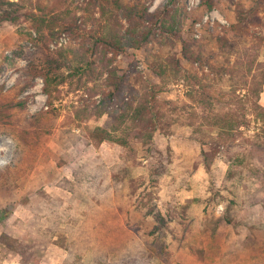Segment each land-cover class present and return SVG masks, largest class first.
Wrapping results in <instances>:
<instances>
[{
	"label": "trees",
	"instance_id": "trees-1",
	"mask_svg": "<svg viewBox=\"0 0 264 264\" xmlns=\"http://www.w3.org/2000/svg\"><path fill=\"white\" fill-rule=\"evenodd\" d=\"M152 1L90 0L86 2L90 12L88 22L82 23L76 16L62 19L54 11L58 5L52 0H0V28L7 24L14 26L19 35L12 56H2L0 74L5 68H14L20 59L27 61L22 78L10 89L15 96L9 97L0 87V127L10 126L8 119L12 111L27 108L28 98L20 97L41 78L50 107L60 98L61 87L65 85L75 91L87 89L90 96L101 92V104L78 108L74 114L79 122L95 124L89 131L90 141L97 146L113 143L120 155V162L110 168L95 162L74 170L73 180L62 181L61 187L72 194V200H77L80 194L89 198L81 227L63 229L69 214L62 199L44 202L40 209L32 207L34 216L27 224L31 242L16 241L12 247L22 257L23 264H30L36 251L47 249L61 232L70 238L64 264H85L84 256L89 250H94L93 264H154L158 238L167 228L168 219L152 198L149 187L168 175L169 166L161 162L152 171L148 184L131 207L126 205L128 199L124 200V188L134 181L129 164L140 157L137 144H143L149 152L155 148L154 135L160 122L155 103L162 91L158 80H165L169 69V65L152 57L157 46L169 44L173 48L180 43L184 59L193 60L198 66L195 72H185L179 59H170L171 69L176 70L186 87L185 100L177 109V120L182 127L193 133H216L223 142H235L243 135L242 129L253 125L255 132L248 141L264 150V106L260 103L264 87V61L260 60L264 53V0H260L256 9L239 11L230 26L211 30L210 38L218 44L223 59L203 55L200 42L204 37L191 40L180 37L182 25L195 9L188 11L186 7L169 5L151 12ZM217 3L218 0H202L201 6L212 11ZM63 32L73 36L75 44L52 50L50 44ZM129 49L145 53V63L155 76L154 85L144 89L137 99L129 92L127 70L117 63L119 55L130 64L134 62L136 56L129 55ZM102 80L103 85H99ZM90 83L93 88L89 87ZM54 111L41 112L34 119L42 124V119L47 118L48 126H53L57 119L52 115ZM105 115L114 117V122L108 127L99 126ZM3 134L17 143L15 133ZM259 162L252 170L239 167V163L229 166L224 190L233 197L226 200L222 216L229 225L235 224L233 206L239 204V196H235H242L245 182L264 180V156ZM9 168L0 167V173ZM135 194L136 191L129 193V199ZM217 230L215 224L203 241L198 234L201 242L193 256L206 259L202 264H264V250L246 260L210 246L216 240ZM188 236H197L190 224L182 232L183 239ZM159 250L169 254L166 248ZM180 253L182 257L189 256L183 248ZM112 255H117V260L111 261ZM182 257L174 264H187L179 260Z\"/></svg>",
	"mask_w": 264,
	"mask_h": 264
},
{
	"label": "rangeland",
	"instance_id": "rangeland-1",
	"mask_svg": "<svg viewBox=\"0 0 264 264\" xmlns=\"http://www.w3.org/2000/svg\"><path fill=\"white\" fill-rule=\"evenodd\" d=\"M58 7L54 11L62 19L71 20L75 16L82 23L88 22L87 3L90 0H52ZM202 0H153L150 3L151 12L165 9L169 5L186 7L189 11L195 9L182 25L181 38L184 40L202 39L201 51L208 58L223 59L218 44L210 38L211 30L221 26H230L236 21L237 13L249 11L258 7L260 0H218L212 11H206L201 6ZM258 31V30H257ZM34 36L36 33L33 31ZM264 34V32H263ZM180 40V39H179ZM19 44V35L16 27L4 25L0 28V63L3 54L12 56L14 47ZM69 44H75L73 36L61 33L50 47L57 50ZM31 46L30 42L26 43ZM200 51V52H201ZM129 55L134 54L136 59L130 64L123 55L117 57L119 67L128 72L129 92L136 96L154 85L155 76L152 68L147 66L146 55L143 51L129 49ZM152 57L169 65L167 78L158 80L162 91L157 96L156 108L160 118L158 129L154 135V150L149 152L143 144H137L140 157L137 162H131L130 175L133 184L124 188L125 201L131 207L134 200L140 196L152 171L161 162L169 166L167 176L157 184L149 187L152 198L159 209L166 214L168 226L158 238L154 264H174L182 257V248L189 256L179 260L187 264H202L206 259L194 257L197 246L218 226L216 240L210 246H216L222 253H231L250 260L264 250V180L248 179L245 182L242 196L238 194L239 204L233 206L235 224L229 225L223 221L226 200L233 197L224 190L225 176L229 166L233 163L246 170L255 168L264 156V150L250 145L248 141L254 135L253 125L249 129H242L243 135L235 142L221 141L216 133H193L181 126L177 120L178 106L185 100L186 87L176 70L170 63L175 57L181 62L183 71L195 72L198 66L193 60H186L182 55V45L178 43L171 48L166 45L154 48ZM261 61H264L262 52ZM27 61L20 59L14 68H5L0 74V87L9 97L15 96L10 89L22 78V69ZM182 77V76H181ZM104 80L98 82L103 85ZM89 87L93 88L90 83ZM44 81L35 80L30 90L20 98H28L27 108L23 111H12L9 125L0 127V144L3 153L0 154V167L11 168L0 173V264H16V257H22L12 248L15 242H31L27 224L33 218L32 207L41 208L44 202L62 199L64 208L69 214L68 226L79 228L82 226L88 208L89 198L79 195L72 200V194L61 187L62 181L67 178L73 180V172L82 166L99 163L110 168L120 162L119 149L110 142L100 146L90 141L89 131L95 127L91 122H79L75 116L78 108L101 104L103 94L90 96L87 89L71 90L68 85L62 86V94L54 102L53 107L48 104V96L43 92ZM107 88H104L106 90ZM140 93V94H139ZM264 106V87L260 97ZM55 109L57 117L53 126H48V119L43 118L38 124L34 119L41 112ZM114 122V117L105 115L98 123L108 127ZM50 129V132H49ZM15 133L16 141L3 133ZM72 132V133H70ZM26 141V142H25ZM20 143V146H19ZM20 153L19 157L15 153ZM205 154V156H204ZM46 188L51 197H45ZM56 191L59 192L55 193ZM136 191L133 199L129 193ZM132 196V195H131ZM254 201L250 206L251 201ZM23 206L29 213L27 220H22V214L16 211ZM190 224L197 236L182 238V232ZM68 230V229H66ZM25 231L27 238L21 239V232ZM200 234L202 240L198 237ZM203 235V236H202ZM205 243V242H203ZM214 244V245H213ZM70 238L67 233H59L49 247L37 250L34 260L30 264H64L68 254ZM159 247L166 248L169 254L160 252ZM112 255L110 260H117ZM94 250L85 253L84 263L93 264Z\"/></svg>",
	"mask_w": 264,
	"mask_h": 264
},
{
	"label": "crops",
	"instance_id": "crops-1",
	"mask_svg": "<svg viewBox=\"0 0 264 264\" xmlns=\"http://www.w3.org/2000/svg\"><path fill=\"white\" fill-rule=\"evenodd\" d=\"M46 193H45V197H51L52 195H50V191L48 190V188H46V191H45ZM55 193H58L59 194V192L58 191H56ZM21 213L22 214V220H27L28 218H29V213H28V211L27 210H25V208L23 207V206H21L17 211H16V214H18V213ZM20 238L21 239H26L27 238V235H26V232L25 231H22L21 232V235H20ZM16 260H17V262H16V264H21V259H20V257H16ZM53 259H52V263H50V264H53Z\"/></svg>",
	"mask_w": 264,
	"mask_h": 264
},
{
	"label": "bare ground",
	"instance_id": "bare-ground-1",
	"mask_svg": "<svg viewBox=\"0 0 264 264\" xmlns=\"http://www.w3.org/2000/svg\"><path fill=\"white\" fill-rule=\"evenodd\" d=\"M4 151L2 144H0V154H2Z\"/></svg>",
	"mask_w": 264,
	"mask_h": 264
}]
</instances>
